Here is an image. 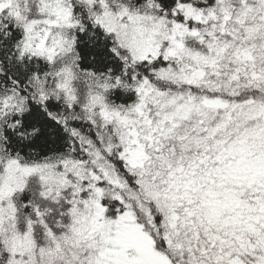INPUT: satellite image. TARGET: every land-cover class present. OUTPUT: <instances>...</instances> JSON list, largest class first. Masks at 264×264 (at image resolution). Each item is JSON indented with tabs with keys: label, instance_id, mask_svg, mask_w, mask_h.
Here are the masks:
<instances>
[{
	"label": "snow or ice",
	"instance_id": "obj_1",
	"mask_svg": "<svg viewBox=\"0 0 264 264\" xmlns=\"http://www.w3.org/2000/svg\"><path fill=\"white\" fill-rule=\"evenodd\" d=\"M0 264H264V0H0Z\"/></svg>",
	"mask_w": 264,
	"mask_h": 264
}]
</instances>
